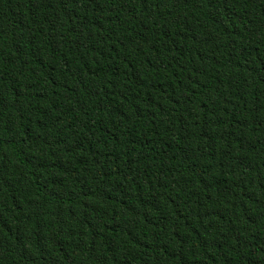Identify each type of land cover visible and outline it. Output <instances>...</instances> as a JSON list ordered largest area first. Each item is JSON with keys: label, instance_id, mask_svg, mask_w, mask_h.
I'll use <instances>...</instances> for the list:
<instances>
[{"label": "trees", "instance_id": "1", "mask_svg": "<svg viewBox=\"0 0 264 264\" xmlns=\"http://www.w3.org/2000/svg\"><path fill=\"white\" fill-rule=\"evenodd\" d=\"M0 264H264V0H0Z\"/></svg>", "mask_w": 264, "mask_h": 264}]
</instances>
